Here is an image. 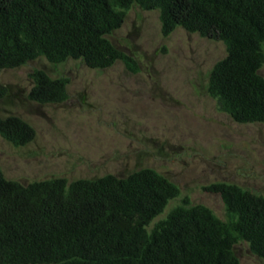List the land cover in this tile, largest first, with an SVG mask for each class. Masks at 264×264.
<instances>
[{
  "label": "trees",
  "instance_id": "trees-1",
  "mask_svg": "<svg viewBox=\"0 0 264 264\" xmlns=\"http://www.w3.org/2000/svg\"><path fill=\"white\" fill-rule=\"evenodd\" d=\"M132 7L156 11L163 37L182 28L221 42L225 56L211 67L206 94L233 122L264 124V0H0V74L38 57L95 70L121 62L137 73L136 59L108 38ZM29 78L30 102L68 100L67 77L33 69ZM9 93L0 82V101ZM35 136L24 119L0 115V137L11 146ZM201 189L219 198L224 219L150 167L26 184L0 169V264H240L241 242L264 261V196L221 181Z\"/></svg>",
  "mask_w": 264,
  "mask_h": 264
},
{
  "label": "rangeland",
  "instance_id": "rangeland-1",
  "mask_svg": "<svg viewBox=\"0 0 264 264\" xmlns=\"http://www.w3.org/2000/svg\"><path fill=\"white\" fill-rule=\"evenodd\" d=\"M108 38L136 59L137 73L121 62L95 70L79 60L53 66L43 57L2 70L0 82L10 93L0 101V115L19 116L36 133L18 148L0 137L4 176L26 184L56 176H124L150 167L174 182L181 197L209 207L220 219L219 198L201 186L221 181L264 196V124L233 122L205 91L211 67L225 56L223 44L182 28L163 37L158 13L138 7L127 11ZM33 69L67 77L68 100L30 102ZM259 74L264 77V64ZM179 202L180 197L169 201L153 222ZM234 251L240 264H264L244 242Z\"/></svg>",
  "mask_w": 264,
  "mask_h": 264
}]
</instances>
